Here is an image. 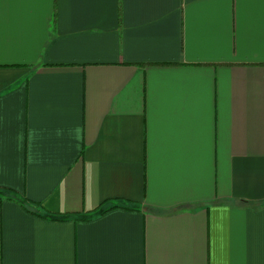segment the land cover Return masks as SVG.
<instances>
[{
    "label": "crops",
    "instance_id": "crops-1",
    "mask_svg": "<svg viewBox=\"0 0 264 264\" xmlns=\"http://www.w3.org/2000/svg\"><path fill=\"white\" fill-rule=\"evenodd\" d=\"M0 264H264V0H0Z\"/></svg>",
    "mask_w": 264,
    "mask_h": 264
},
{
    "label": "trees",
    "instance_id": "trees-1",
    "mask_svg": "<svg viewBox=\"0 0 264 264\" xmlns=\"http://www.w3.org/2000/svg\"><path fill=\"white\" fill-rule=\"evenodd\" d=\"M38 206V205H37ZM114 206H116L115 208H118L117 206H120V205H114ZM103 211H105V210H103ZM45 216H50L49 214H44ZM54 218H55V216H53Z\"/></svg>",
    "mask_w": 264,
    "mask_h": 264
}]
</instances>
